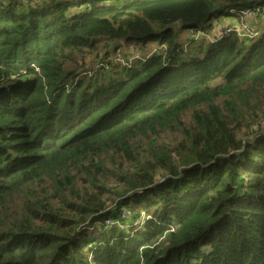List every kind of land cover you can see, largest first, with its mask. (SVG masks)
I'll list each match as a JSON object with an SVG mask.
<instances>
[{"label": "trees", "instance_id": "16d2710c", "mask_svg": "<svg viewBox=\"0 0 264 264\" xmlns=\"http://www.w3.org/2000/svg\"><path fill=\"white\" fill-rule=\"evenodd\" d=\"M256 6L0 0V264H264V28L205 37Z\"/></svg>", "mask_w": 264, "mask_h": 264}, {"label": "built area", "instance_id": "2783aa9c", "mask_svg": "<svg viewBox=\"0 0 264 264\" xmlns=\"http://www.w3.org/2000/svg\"><path fill=\"white\" fill-rule=\"evenodd\" d=\"M230 13L232 16L223 19L226 20V23H224V25L222 24L217 32H213V29L211 31L213 33L205 35L207 39L221 38L226 33H233L242 40H250L259 36L260 31L258 23L264 19V6L231 10ZM199 36V33H194V38H198ZM128 50L127 59L123 58L121 53L116 52L112 55L110 60L117 64L129 65L133 60L137 59V53L135 54L134 48L129 47ZM97 67H99V65L94 67V69Z\"/></svg>", "mask_w": 264, "mask_h": 264}, {"label": "rangeland", "instance_id": "374dc122", "mask_svg": "<svg viewBox=\"0 0 264 264\" xmlns=\"http://www.w3.org/2000/svg\"><path fill=\"white\" fill-rule=\"evenodd\" d=\"M222 20H223V17H217V18L212 19L211 24H212V27L214 28V31L213 32H217V30H219V27H221L222 24L224 25V23H226V20H223V21ZM258 26H259V31L261 33L262 32V29L264 28V19L261 20L258 23ZM213 32H211V33H213ZM182 34H183L184 37L185 36L187 37L189 35V31L188 30H184L182 32ZM104 42L105 41L98 43L99 46L97 47L96 51L90 57L86 58V63H87L86 66L92 64L93 61L96 59V57L103 55L104 52H106V51H111V49H113V47L116 46L115 43H112V42L104 43ZM103 43L105 45H108L107 46V50H105V49L102 48V44ZM131 48H134L135 54L137 53L136 54L137 55V59L140 56L141 57L148 56L149 54H151L153 51L156 50V46L154 44H150V45H148L145 48H141V47H138L137 48L136 46H133V47L131 46ZM137 59H135V60H137ZM135 60H133L132 62H134ZM262 119H264V118H262ZM262 119H260L258 121L259 123L258 122L257 123L259 124V126H260L261 129H264V120H262Z\"/></svg>", "mask_w": 264, "mask_h": 264}, {"label": "water", "instance_id": "95a60500", "mask_svg": "<svg viewBox=\"0 0 264 264\" xmlns=\"http://www.w3.org/2000/svg\"><path fill=\"white\" fill-rule=\"evenodd\" d=\"M167 28L177 29L178 28V23L169 25Z\"/></svg>", "mask_w": 264, "mask_h": 264}]
</instances>
